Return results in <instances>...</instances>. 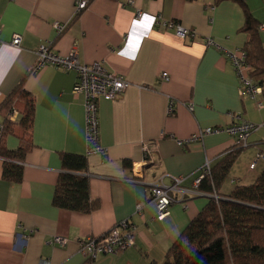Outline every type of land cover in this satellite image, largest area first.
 Instances as JSON below:
<instances>
[{"label":"crops","instance_id":"crops-1","mask_svg":"<svg viewBox=\"0 0 264 264\" xmlns=\"http://www.w3.org/2000/svg\"><path fill=\"white\" fill-rule=\"evenodd\" d=\"M76 3L0 0V102L25 76V87L36 98L34 147L19 162L22 180L3 178L9 159L0 155V264H40L43 259L49 264H163L168 250L214 196L194 189L200 168L206 160L214 167L237 147L227 132L186 146L178 140L239 119L264 122V105H258L262 95L241 94L228 58V52L242 49L247 41L240 31L244 7L239 0H91L78 12ZM245 3L264 22V0ZM163 21L179 22L195 30L196 37L180 38ZM15 34L22 36L20 47L11 43ZM260 35L264 47V30ZM207 38L216 45H206ZM44 43L64 56L75 51L82 63L103 62L130 82L121 97L99 103L103 154L88 153L85 98L74 90L76 73L55 66L33 72L36 50ZM171 101L173 114L168 111ZM17 113L10 120L18 123ZM3 122L0 115V133ZM255 138H248L218 196L254 183L264 171V140ZM149 143L157 149L146 164L144 146ZM19 144L16 135L6 138L10 150ZM61 152L87 156L97 210L86 213L53 204ZM177 177L185 178L173 191L177 201L166 219H155L157 208L148 189L172 185ZM128 218L137 225L135 245L88 262L79 241L99 237ZM56 236L66 244L54 242Z\"/></svg>","mask_w":264,"mask_h":264},{"label":"trees","instance_id":"trees-1","mask_svg":"<svg viewBox=\"0 0 264 264\" xmlns=\"http://www.w3.org/2000/svg\"><path fill=\"white\" fill-rule=\"evenodd\" d=\"M198 1V0H190ZM222 0H217L220 2ZM238 1V0H236ZM240 1V0H239ZM245 22L240 31L247 34L242 48L251 67L250 77L263 88L264 101V47L260 35V22L245 2ZM26 76L0 102V115L4 122L0 133V155L8 158L4 164L3 178L20 181L23 177V161L34 143L36 98L25 87ZM17 110L20 121L10 120ZM16 135L19 147L10 150L6 138ZM244 149L237 145L228 151L205 177L199 189L218 194L231 167ZM62 170L59 175L53 204L62 209L90 213L100 207L90 195L87 175L88 158L85 154L60 153ZM128 166V162H125ZM215 199L213 196L202 211L189 223L166 254L163 264H264V171L249 185H237L231 194ZM90 264V262H89Z\"/></svg>","mask_w":264,"mask_h":264},{"label":"built area","instance_id":"built-area-1","mask_svg":"<svg viewBox=\"0 0 264 264\" xmlns=\"http://www.w3.org/2000/svg\"><path fill=\"white\" fill-rule=\"evenodd\" d=\"M91 0H77V11L81 12L86 9ZM246 2L247 0H240ZM139 16L141 12L138 13ZM162 24L168 28L175 30L180 38H186L188 36L196 37V31L187 28L176 21H163ZM57 30L62 31L63 26L58 22L55 24ZM260 30H264V22L260 24ZM22 36L15 34L12 40V44L16 47L21 46ZM206 45H216L213 38L205 39ZM37 61L33 68V72H37L45 66H55L62 68L66 71H74L77 75L75 84V92L84 95V108H85V122H86V141L89 154L105 152V148L100 143V121H99V103L101 100H114L121 97L127 88L130 86V82L121 75L115 74L104 66L103 62L82 63L77 57V53L72 51L68 55H61L56 52L50 45V43L41 44L36 50ZM228 58L230 59L233 68L238 76L240 82V90L242 95H251L256 97L261 95L263 88L259 86L255 80L250 77L251 67L247 61V55L244 50L237 49L233 52H228ZM164 80L168 79V73L162 74ZM260 107H263L264 101L258 103ZM170 114L175 112L174 102L171 101L168 109ZM18 114L14 110L10 117ZM233 123L232 125L225 127H208L202 130L199 134H195L189 138L178 140L181 146H186L194 141H199L203 136L208 134H214L219 132H227L234 136L237 145L247 147L248 138L257 130L259 125L241 120ZM146 152L145 163L152 162L150 155L157 149V145L154 143L145 144ZM263 155L260 154L259 157ZM264 157V156H263ZM212 164L210 160H206L205 164L200 168L199 175L193 182L194 189L198 190L202 180L208 177L212 172ZM185 178L177 177L173 178L172 185H165L163 183L152 185L148 189V199L152 200L156 204V216L155 219L164 220L170 214L171 206L177 201V197L173 194ZM218 199V195L214 193L213 196ZM138 209H142L143 203H141ZM137 233V225L128 219L118 222L114 227L108 230L105 234L99 237L87 236L82 238L80 242V249L82 254L89 261H93L99 256L107 254H117L135 245V238ZM54 242L65 245L66 239L60 236H56L53 239ZM40 264H49L47 260H41Z\"/></svg>","mask_w":264,"mask_h":264},{"label":"rangeland","instance_id":"rangeland-1","mask_svg":"<svg viewBox=\"0 0 264 264\" xmlns=\"http://www.w3.org/2000/svg\"><path fill=\"white\" fill-rule=\"evenodd\" d=\"M261 115L264 116V111L260 112ZM259 113V114H260ZM260 119V118H259ZM256 124L260 125V127L255 130L251 135H250V139L252 138V136L254 135V137H256L255 139L262 138L264 140V122H256Z\"/></svg>","mask_w":264,"mask_h":264}]
</instances>
